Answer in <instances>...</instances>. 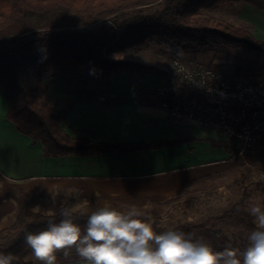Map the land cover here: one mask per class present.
I'll return each mask as SVG.
<instances>
[{
  "label": "crops",
  "instance_id": "crops-1",
  "mask_svg": "<svg viewBox=\"0 0 264 264\" xmlns=\"http://www.w3.org/2000/svg\"><path fill=\"white\" fill-rule=\"evenodd\" d=\"M233 11L235 23L264 42V12L247 4ZM160 82L155 74L132 71L101 81L84 79L74 70L49 74L45 79L46 98L51 105L69 110L62 129L73 138L139 144L193 137L191 141L153 150L58 158L43 157V145L34 144L17 131L7 118L8 102L0 91V218L15 213L14 219L0 223V231L13 226L29 202L31 210L40 206L39 214L45 216H49L48 210L56 216L62 205L69 207L85 199L90 210L104 203L120 210L135 204L152 222L151 206L181 193L178 201L163 207V220L182 211L189 219L197 215L205 221L212 217L208 212L216 206L209 209L207 199L208 183L213 180L223 200L224 196L230 198L226 207L231 209L239 202L244 205L216 225L228 236L236 235L249 243L255 224L246 209L251 204L264 207V144L252 150L249 165L233 159L225 147L214 144L228 141L221 133L170 117L157 93ZM239 172L247 175L246 184H242L240 175L236 176ZM251 173L262 179L254 181ZM221 179L223 182L218 183ZM236 195L241 198L234 203ZM191 222L195 221L185 223ZM76 259L74 251L71 262L64 259L62 252L58 254L59 264H74ZM32 261L40 264L33 255Z\"/></svg>",
  "mask_w": 264,
  "mask_h": 264
},
{
  "label": "trees",
  "instance_id": "trees-1",
  "mask_svg": "<svg viewBox=\"0 0 264 264\" xmlns=\"http://www.w3.org/2000/svg\"><path fill=\"white\" fill-rule=\"evenodd\" d=\"M236 3L264 12V0H0V91L8 102L7 118L19 133L43 145L45 158L153 150L193 140L179 136L153 143L105 144L73 138L62 129L69 110L50 105L45 79L68 70L97 81L127 71L153 74V66L133 57L157 43L175 51L207 52L215 45L244 49L255 57L246 79L264 80V42L248 29L203 16L204 10ZM38 45L47 47L43 62ZM158 76L159 84L178 79L163 69ZM214 144L235 153L233 142ZM181 194L151 206V223L157 234L168 231L163 226V207L178 201ZM31 206L32 202L27 203L15 224L0 231V253H12L14 264H34L25 244L26 233L44 230L50 220L62 218L60 214H35ZM243 207L239 202L224 214L203 222L180 223L169 230L190 233L217 251L228 244L243 251L246 240L230 237L216 225ZM85 219L80 217L78 222L83 225Z\"/></svg>",
  "mask_w": 264,
  "mask_h": 264
},
{
  "label": "clouds",
  "instance_id": "clouds-1",
  "mask_svg": "<svg viewBox=\"0 0 264 264\" xmlns=\"http://www.w3.org/2000/svg\"><path fill=\"white\" fill-rule=\"evenodd\" d=\"M37 50L43 54L42 62L46 60L47 47L38 45ZM32 211L38 214L41 207ZM246 211L254 218L255 228L243 251L231 244L217 251L202 239L178 230L157 234L151 218L135 204L120 210L104 203L90 210L86 199L69 207L62 205V218L50 220L44 230L26 233L25 244L40 264H59L61 252L71 262L73 251L77 258L74 264H264V207L251 204ZM47 214L55 215L51 210ZM14 216H4L0 223H8ZM80 217L86 218L83 225L78 222ZM15 260L10 252L0 253V264H14Z\"/></svg>",
  "mask_w": 264,
  "mask_h": 264
},
{
  "label": "built area",
  "instance_id": "built-area-1",
  "mask_svg": "<svg viewBox=\"0 0 264 264\" xmlns=\"http://www.w3.org/2000/svg\"><path fill=\"white\" fill-rule=\"evenodd\" d=\"M176 65L186 85L173 82L157 87L170 117L221 133L235 145L231 157L249 165L252 150L264 144V80L228 79L211 69L195 74ZM251 178L262 179L255 173Z\"/></svg>",
  "mask_w": 264,
  "mask_h": 264
},
{
  "label": "rangeland",
  "instance_id": "rangeland-1",
  "mask_svg": "<svg viewBox=\"0 0 264 264\" xmlns=\"http://www.w3.org/2000/svg\"><path fill=\"white\" fill-rule=\"evenodd\" d=\"M241 5L242 4L240 3L229 4L212 10H204L202 13L206 18L226 21L239 27L234 21L235 14L233 9ZM133 59H136L141 63L153 66V74L157 76L162 69L173 72L174 74L176 73L178 77L176 82L179 86H184V84L186 85L187 82L184 75L177 71V63L179 65H182L190 73L196 74L197 72L201 73L204 70L211 69L222 72L225 76H227L228 79H246V76L248 75L250 68L255 61V57L251 54H248L246 50L235 48L232 46L215 45L207 52H195L190 49H187L185 51H175L172 50L169 46L159 45L157 43H151L147 47H144L142 50L138 51L135 54ZM161 85L164 86V84L162 83L157 87L159 88L161 87ZM239 175L243 180L242 184H246L247 175L243 174L242 172L236 174V176ZM228 179L230 180L231 178L229 177ZM222 182L223 180L218 181V183ZM235 183L238 184V180H236ZM211 185L213 188H210ZM208 186L209 188L207 192V199L208 204L210 205L209 209H212L213 205H216L215 209L208 212V216L220 215L230 209L225 206V202L230 198L227 199L224 196L223 200L218 191H216L215 182L212 180L208 183ZM240 198L241 195H236L234 203L237 202V200H239ZM221 203L224 204V206H219V204ZM195 216L196 217L189 219L187 216L182 214V211H176L168 217L165 216L163 220V226L165 229L169 230L175 227L177 224L189 222L190 220H193L195 222L204 221L203 218L202 220H199V217H197V215ZM30 260L32 261V256L30 257Z\"/></svg>",
  "mask_w": 264,
  "mask_h": 264
}]
</instances>
